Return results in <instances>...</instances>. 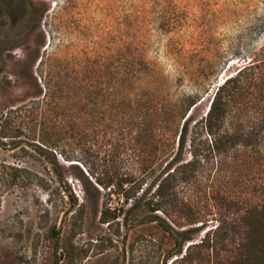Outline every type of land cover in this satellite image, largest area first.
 I'll return each instance as SVG.
<instances>
[{"label":"rangeland","instance_id":"obj_1","mask_svg":"<svg viewBox=\"0 0 264 264\" xmlns=\"http://www.w3.org/2000/svg\"><path fill=\"white\" fill-rule=\"evenodd\" d=\"M263 61L264 0H0V264H181L241 197L261 199L264 146L214 154L201 120L236 77L221 131H264ZM187 99L174 166L194 148L199 168L168 218L146 202ZM89 167L127 174L132 199ZM105 206L122 214L102 223Z\"/></svg>","mask_w":264,"mask_h":264},{"label":"trees","instance_id":"obj_2","mask_svg":"<svg viewBox=\"0 0 264 264\" xmlns=\"http://www.w3.org/2000/svg\"><path fill=\"white\" fill-rule=\"evenodd\" d=\"M262 66H264V61ZM250 67L241 69V91L246 83V80H243L244 71ZM236 79V77L227 79L225 84L217 90L208 112L201 120L204 129L212 137L209 149L210 152L219 154L227 150L228 147L232 148L241 143V147L249 148L256 155H261L260 149L264 146V131L246 132L243 124H241V131L239 129H234L232 132L221 131L228 113V104L222 96V91L226 85L235 82ZM187 100L186 108L177 113L179 119H184L178 135L177 149L166 164L168 171L158 180L154 192L146 202L149 211H160L168 218L172 216L170 210H176L180 203L177 193L178 186L182 183H189L194 177L196 169L199 168L198 157L200 155L194 148L191 149L192 159L190 161L174 166L175 162L180 161L187 142L189 117L185 118V116L196 104V101L192 99ZM259 134L261 135L259 136ZM190 143L193 144V142ZM258 158L261 160L262 156H258ZM89 171L98 186L109 189V191L113 190L116 195L122 197L123 205L127 204L134 196L131 187L132 181L127 174H120L113 170L106 171L99 176L91 167H89ZM255 190L261 197L259 201L252 203L248 197H241V213L232 214L233 217L228 220H220L215 229L209 231L199 242L188 245L181 258L176 260L181 264H264V182L260 183L259 188L255 187ZM233 202L227 203V207H234L236 204ZM116 210L103 207L100 213L102 223L112 221L122 214V209ZM186 240L190 241L185 237L175 239V244L178 245L180 241ZM181 250L180 248L177 253L180 254Z\"/></svg>","mask_w":264,"mask_h":264}]
</instances>
